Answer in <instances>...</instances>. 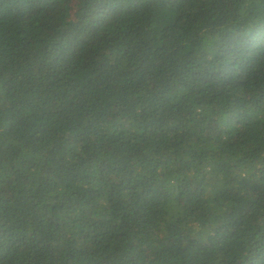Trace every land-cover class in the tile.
I'll list each match as a JSON object with an SVG mask.
<instances>
[{
	"label": "trees",
	"instance_id": "1",
	"mask_svg": "<svg viewBox=\"0 0 264 264\" xmlns=\"http://www.w3.org/2000/svg\"><path fill=\"white\" fill-rule=\"evenodd\" d=\"M0 264H264V0H0Z\"/></svg>",
	"mask_w": 264,
	"mask_h": 264
}]
</instances>
